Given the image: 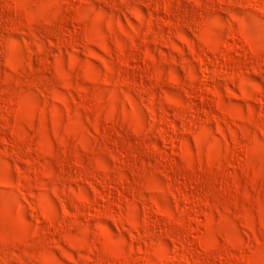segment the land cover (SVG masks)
<instances>
[{
  "label": "clouds",
  "instance_id": "clouds-1",
  "mask_svg": "<svg viewBox=\"0 0 264 264\" xmlns=\"http://www.w3.org/2000/svg\"><path fill=\"white\" fill-rule=\"evenodd\" d=\"M0 264H264V0H0Z\"/></svg>",
  "mask_w": 264,
  "mask_h": 264
}]
</instances>
